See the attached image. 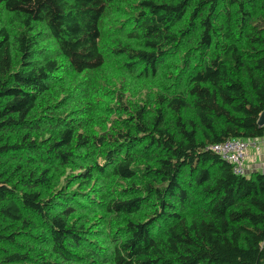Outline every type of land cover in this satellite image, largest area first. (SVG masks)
I'll use <instances>...</instances> for the list:
<instances>
[{"label":"trees","instance_id":"16d2710c","mask_svg":"<svg viewBox=\"0 0 264 264\" xmlns=\"http://www.w3.org/2000/svg\"><path fill=\"white\" fill-rule=\"evenodd\" d=\"M264 0H0V264H264Z\"/></svg>","mask_w":264,"mask_h":264},{"label":"built area","instance_id":"2783aa9c","mask_svg":"<svg viewBox=\"0 0 264 264\" xmlns=\"http://www.w3.org/2000/svg\"><path fill=\"white\" fill-rule=\"evenodd\" d=\"M259 138H227L209 147L228 161L236 174L245 175L248 173L245 162L250 156V148H254L255 156L261 154Z\"/></svg>","mask_w":264,"mask_h":264},{"label":"crops","instance_id":"0c3cea01","mask_svg":"<svg viewBox=\"0 0 264 264\" xmlns=\"http://www.w3.org/2000/svg\"><path fill=\"white\" fill-rule=\"evenodd\" d=\"M259 140L261 143V154L255 156L254 148H250V156L246 159L245 162L248 173L254 171H264V135L260 137Z\"/></svg>","mask_w":264,"mask_h":264},{"label":"water","instance_id":"95a60500","mask_svg":"<svg viewBox=\"0 0 264 264\" xmlns=\"http://www.w3.org/2000/svg\"><path fill=\"white\" fill-rule=\"evenodd\" d=\"M260 123H261V124H264V114L261 116Z\"/></svg>","mask_w":264,"mask_h":264}]
</instances>
